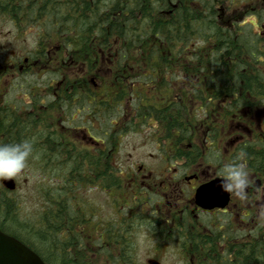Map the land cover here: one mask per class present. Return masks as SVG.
I'll return each mask as SVG.
<instances>
[{
  "label": "flooded vegetation",
  "instance_id": "flooded-vegetation-1",
  "mask_svg": "<svg viewBox=\"0 0 264 264\" xmlns=\"http://www.w3.org/2000/svg\"><path fill=\"white\" fill-rule=\"evenodd\" d=\"M205 1L192 8L212 7L225 31L264 41L263 0ZM10 21L18 35L27 31ZM72 33L74 41L67 33L39 32L29 44L0 52V107L12 116L7 127L28 126L10 143L38 141L27 164L43 176L56 174L57 211L71 213L61 235L73 238L69 251L83 256L80 264H189L184 252L198 233L201 241L214 233L206 228L219 229L221 249L251 236L264 221V87L212 96L208 74L204 90L213 105H192L198 119L176 128L171 93L178 90L175 100L184 102L182 92L195 83L191 73L127 70L119 55L95 53V45L86 47ZM138 133L151 145L153 163H131L124 154L123 140ZM240 152L252 180L243 202L220 186L223 164ZM210 184L198 200V189ZM214 197L225 206L203 207Z\"/></svg>",
  "mask_w": 264,
  "mask_h": 264
},
{
  "label": "trees",
  "instance_id": "trees-1",
  "mask_svg": "<svg viewBox=\"0 0 264 264\" xmlns=\"http://www.w3.org/2000/svg\"><path fill=\"white\" fill-rule=\"evenodd\" d=\"M82 1L83 5L80 13L88 14L85 20H92L93 16L95 17L97 14V9L94 14L95 8L98 7L103 10V19H108L111 25L110 33L104 34L105 37H108L109 43L107 42V45L106 42L96 44L95 53H98L97 48H103L108 50L110 55H119L121 61L127 64V70H183L192 74L189 79L195 81V83L188 90L182 92L184 102L175 100L177 99L178 90L174 89L171 93L175 121L178 126L176 128L182 129L187 120L198 119V116H196L198 113L192 114L194 109L192 105L196 107L205 105L208 108L212 106L211 101H207L210 94L204 90L205 84L203 81L207 77L209 78V82L206 84L207 90L210 89V86L214 89L212 96L219 93L223 94L232 88L236 90L241 88L258 90L264 87V60H261L262 56L264 57V41L262 39L257 40L251 35L248 36L247 33L237 36V32L225 31L215 20V17L210 20V22H213V31L210 33L200 31L197 25L191 24L189 26L184 21L179 20L178 14L185 7L176 10L178 4H172L175 7L173 20H162L157 27L144 25L142 29L133 28L137 22H128L127 25L130 26L125 32L117 24L123 23L127 17H133L135 2L142 0H113L108 6L98 0ZM170 1L178 0H167L164 10L172 9ZM22 4L17 5V7ZM6 5L5 3L0 4V16L12 19L10 17L11 10H8ZM38 6L39 4L36 3L35 7ZM126 8H128L127 10H130L129 8L133 10L126 13L122 10ZM192 10L197 11L194 8ZM158 12L147 15H156ZM73 21L80 24V21L76 18ZM152 21L153 19L148 24L151 25ZM204 21L201 20V23ZM71 26L69 29H63L60 32L70 35L76 29L78 37L83 38L80 35L83 34L81 26L76 24H71ZM47 32L51 33V31ZM210 34H214L219 39H226V43L220 45L211 39ZM131 38H134V40ZM79 48L78 46V50H80ZM117 65H119L118 62ZM250 72L254 73L251 74ZM208 74L209 76H207ZM238 92H240V96L248 95L247 91L240 90ZM237 102H239V99ZM0 109H3V107H0ZM1 113L3 120L0 133H3L9 128L5 123L10 122L12 116L6 115L4 109ZM212 119L215 120V117ZM27 127L18 124L16 131L19 132V130L27 129ZM29 129L34 134L37 133L35 125L31 124ZM31 138L29 139L33 145L32 152H34L36 147L38 149V141ZM1 141H3L1 144L7 143L5 140ZM29 160H33V154L29 156ZM111 165H114V159L112 158ZM50 176H53V174H49ZM53 177L55 178V176ZM53 187L54 185L46 187V199H44L43 204L40 203L39 214L31 219L23 211L22 202L17 197L12 196L6 189L0 188V228L33 248L47 264H80L82 260H79V258L83 256H78L69 251L68 244L72 243L73 238L70 235L68 237L61 235L62 228L67 224L65 220L70 218L67 216L71 214L70 210L63 207L65 211H57L54 198L50 201ZM42 190H44V187ZM44 205L47 206V210L43 209ZM206 229L214 232L209 236L213 238L212 244L211 246H202V243L208 244L211 238L204 237L201 241V235L198 233L192 239V244L188 245L187 250L184 252V258L189 264H264V221L255 224L251 236H239L238 245L228 244L225 249H221L217 244L216 233L219 229L212 227Z\"/></svg>",
  "mask_w": 264,
  "mask_h": 264
},
{
  "label": "bare ground",
  "instance_id": "bare-ground-1",
  "mask_svg": "<svg viewBox=\"0 0 264 264\" xmlns=\"http://www.w3.org/2000/svg\"><path fill=\"white\" fill-rule=\"evenodd\" d=\"M22 1V2H21ZM100 3H103L105 6H108L113 0H98ZM221 1V0H220ZM23 3L20 5V7H17V5ZM166 2L167 0H142V1H136L134 4V16L133 17H127L125 18V21L121 24H117L118 27H120L121 30L127 31L128 22H137L134 24V29H142V27L148 26L151 27L152 25L154 27L159 26L161 23L160 21L165 20H173L174 14H175V7L172 4H178L176 6V10L179 8H184L181 12H179L178 17L179 20L186 25H197L200 31L208 32L214 30L213 28V22H210L211 19L215 17V13L213 11V8H206L205 10L199 12V11H193L192 7L193 5L197 3H206L205 0H178V1H170V6L172 9L170 10H164L166 8ZM7 4V9L11 10V18L15 19L17 23L21 26V28L24 29H31L35 28L37 25V29L39 32H47L51 31L53 33H58L63 29H69L71 24H76L81 26V30L83 34H80L83 38L82 42L86 44V47H93L96 44H103L105 43L106 37L104 36L105 33H110L111 25L108 19H103V10L101 8H95L97 9V14L95 17L93 16V19L90 21L85 20V17L88 14H82L80 13L81 7L83 5L82 0H0V4ZM39 4L38 7H35V5ZM211 3L208 2L207 5H210ZM257 4V3H256ZM178 7V8H177ZM188 10H187V9ZM122 9L126 13L132 12L133 9L129 8L130 10ZM121 10V12H122ZM159 11V12H158ZM158 12L156 15H147V14H153ZM75 14V15H74ZM132 14V13H131ZM156 19H155V18ZM77 19L80 21V24H77L74 19ZM151 25L148 24V22L151 21ZM201 20H207L206 22H202ZM197 22V23H196ZM200 22V23H199ZM152 26V27H153ZM74 28V26H71ZM72 29V28H71ZM79 33V32H78ZM68 34V33H67ZM190 35V33L188 32ZM71 39L74 41L76 39V35L71 33L70 34ZM211 39L218 42L220 45H224L226 43V39H219L214 34H210ZM134 40V38H131ZM109 43V40H107ZM82 44V43H80ZM95 47V46H94ZM80 50H84V48H79ZM84 52H89V49H85ZM212 103V102H211ZM213 105V103H212ZM3 120V115L0 113V123ZM35 121V119H32ZM16 128L13 126H10L7 131H3L1 134L3 137V140H5L7 143H10L15 140L16 137ZM31 143L30 139H25ZM24 140V141H25ZM3 143L0 139V144ZM57 158V159H56ZM50 162L55 163L57 161L58 163V157L57 156H51ZM49 175V174H47ZM52 194L51 199L55 198L57 194H59V189L56 187L52 188ZM185 233L189 234L190 232L188 230H185Z\"/></svg>",
  "mask_w": 264,
  "mask_h": 264
},
{
  "label": "rangeland",
  "instance_id": "rangeland-1",
  "mask_svg": "<svg viewBox=\"0 0 264 264\" xmlns=\"http://www.w3.org/2000/svg\"><path fill=\"white\" fill-rule=\"evenodd\" d=\"M38 33V29H32L21 31L18 35L16 27L10 20L0 18V52L5 53L12 47L18 49L23 45L29 44L27 41L34 40V37ZM141 135L143 134H132L125 138L123 140V152L131 163L137 161L153 163L152 156L150 155L152 150L150 148L151 145L145 144L143 142L145 137ZM53 176L56 177V174H53ZM53 176L49 178L55 181V179L51 178ZM15 179L18 181L19 188L12 196L17 197L22 202L23 211L28 218H35L39 214L40 203H42L40 199L44 197L40 190V184L44 183L48 177L42 176L38 168L27 164L24 171L15 177Z\"/></svg>",
  "mask_w": 264,
  "mask_h": 264
},
{
  "label": "clouds",
  "instance_id": "clouds-1",
  "mask_svg": "<svg viewBox=\"0 0 264 264\" xmlns=\"http://www.w3.org/2000/svg\"><path fill=\"white\" fill-rule=\"evenodd\" d=\"M33 145L29 141L0 144V181L11 180L21 174L26 168ZM246 154L240 152L236 161L223 164V174L220 177V186L223 191L234 195L240 201H247V190L252 180L246 163ZM264 217V208L260 210Z\"/></svg>",
  "mask_w": 264,
  "mask_h": 264
},
{
  "label": "water",
  "instance_id": "water-1",
  "mask_svg": "<svg viewBox=\"0 0 264 264\" xmlns=\"http://www.w3.org/2000/svg\"><path fill=\"white\" fill-rule=\"evenodd\" d=\"M4 185L14 190L16 188V182L14 179L3 180ZM214 187H202L198 190L197 196L200 200H204L201 195L207 190ZM206 208H213L216 206H224V203L217 198H210V202L203 204ZM0 264H46L29 246L17 239L15 236L10 235L0 229Z\"/></svg>",
  "mask_w": 264,
  "mask_h": 264
}]
</instances>
